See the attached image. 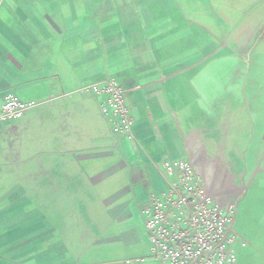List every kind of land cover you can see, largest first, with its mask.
<instances>
[{
  "label": "crops",
  "instance_id": "0c3cea01",
  "mask_svg": "<svg viewBox=\"0 0 264 264\" xmlns=\"http://www.w3.org/2000/svg\"><path fill=\"white\" fill-rule=\"evenodd\" d=\"M180 1L0 0V108L11 94L37 104L0 123V178L23 207L99 209V259L65 249L47 264H164L151 257L148 197L166 190L163 162L183 160L236 216L256 206L260 235L237 259L264 264V24L246 69L236 44L221 46L232 25L216 8ZM107 77L126 92L132 139L83 92ZM40 236L0 216V264H42Z\"/></svg>",
  "mask_w": 264,
  "mask_h": 264
},
{
  "label": "built area",
  "instance_id": "2783aa9c",
  "mask_svg": "<svg viewBox=\"0 0 264 264\" xmlns=\"http://www.w3.org/2000/svg\"><path fill=\"white\" fill-rule=\"evenodd\" d=\"M99 100L102 115L114 135L132 139L133 119L124 88L113 77L83 88ZM8 95L0 108V123L22 119L36 107ZM166 190L148 197L146 230L151 257L164 264H238L234 245L246 242L234 232L236 208L222 206L209 192L190 160L165 161Z\"/></svg>",
  "mask_w": 264,
  "mask_h": 264
},
{
  "label": "rangeland",
  "instance_id": "374dc122",
  "mask_svg": "<svg viewBox=\"0 0 264 264\" xmlns=\"http://www.w3.org/2000/svg\"><path fill=\"white\" fill-rule=\"evenodd\" d=\"M193 2L194 5L197 4L199 6L201 12L204 10L208 11L209 8L212 9L214 6L216 8V13H220L222 18L232 25V29L226 33L224 37L225 40L223 39L224 41L221 42V46L229 44V40H231L233 46H235V44L238 46V48L233 47L232 52H234L235 55L241 56L243 59H247L248 65L246 69L250 68L249 60L256 52V40L260 35L259 33L255 35V32L258 28H260L261 31L264 24V0L180 1L185 10H190ZM240 13L244 15L242 19L239 17ZM202 19L207 20V18ZM217 21H219L218 18ZM218 29L223 32V29ZM239 42L242 44L241 48L239 47ZM234 67L235 65L232 64L228 66L227 69L231 71ZM235 171L238 172L236 169ZM247 179L249 180V178ZM259 180H264V178H257L256 181ZM256 184L257 182L255 185ZM261 184L264 189V183L262 182ZM8 188H11L10 185H7L3 182V179L0 178V216L11 217L18 215L26 218L28 221H34L36 223L40 234L44 235L40 236V261L42 264H47L49 260L48 254H53L54 252L56 261L63 262L65 259L63 250L65 249L69 251V254L79 255L80 252H84L87 253L88 259L90 260L96 257L99 259V254L96 255L94 252H90L91 249H99V209L75 207L66 209H32L30 207H23L31 205V202L25 198V194L8 192ZM251 194L252 192H250L246 201H252ZM231 199L233 200L234 196H231L230 200ZM241 202H239V204H241ZM256 214L255 205H251L248 215L241 213L238 208L234 232L246 242L245 247H248L250 243L244 236L252 237L260 235V225H256L258 220ZM240 244L241 242H238L234 245L237 256Z\"/></svg>",
  "mask_w": 264,
  "mask_h": 264
}]
</instances>
